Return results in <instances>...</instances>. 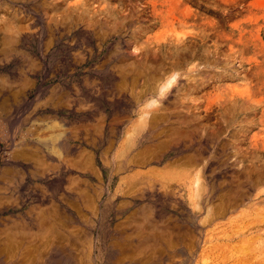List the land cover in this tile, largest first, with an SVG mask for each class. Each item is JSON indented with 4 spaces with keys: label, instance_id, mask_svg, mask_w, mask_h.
I'll list each match as a JSON object with an SVG mask.
<instances>
[{
    "label": "rangeland",
    "instance_id": "rangeland-1",
    "mask_svg": "<svg viewBox=\"0 0 264 264\" xmlns=\"http://www.w3.org/2000/svg\"><path fill=\"white\" fill-rule=\"evenodd\" d=\"M2 206L76 264H264V0H0Z\"/></svg>",
    "mask_w": 264,
    "mask_h": 264
},
{
    "label": "bare ground",
    "instance_id": "bare-ground-1",
    "mask_svg": "<svg viewBox=\"0 0 264 264\" xmlns=\"http://www.w3.org/2000/svg\"><path fill=\"white\" fill-rule=\"evenodd\" d=\"M171 79H172V77H171ZM167 81H170V80H167ZM168 85H169V83H168ZM122 151H124V150H122ZM120 153H122V152H120ZM4 207H6V206H2V207H0V209H2ZM31 221H32V223H35L33 226H37L38 229L44 228V230L41 232H40V230L38 232L37 231L36 232L24 231L22 226L18 223H15V222H13L9 225L4 224L3 227H0V264H76L75 258L73 259V257L71 256L72 254L71 255L69 254L70 250L67 252L68 254H66V250L63 251L61 249V246H59L57 244L56 235L54 233L53 225L46 223V225L44 226V223L47 221H45V220L39 221L38 218L34 217V216L29 217V223ZM153 235H155V234H153ZM114 245H115V243H114ZM245 245L246 244H244V246ZM244 246H243V248H244ZM247 246H248V244H247ZM62 248H64V247H62ZM132 248H134V246ZM125 249L123 247L121 250V247L118 248V245H117V247H114V246L113 247H111V246L107 247L108 254L110 252H116V253L117 252H124ZM127 251L128 250H126V252ZM242 251L245 252L244 250H242ZM129 253H131V252H129ZM246 254H248V253H246ZM116 255H114V256H116ZM76 260L78 261V259H76ZM134 262H136L135 259H134L133 263ZM124 263H127V264L131 263V255L128 256V255H125L123 253L122 255H120V257L118 256V258H116L115 264H124Z\"/></svg>",
    "mask_w": 264,
    "mask_h": 264
}]
</instances>
